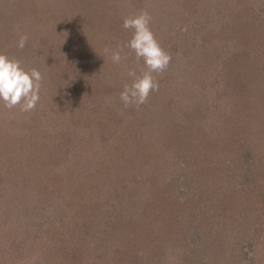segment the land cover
Segmentation results:
<instances>
[{
  "label": "rangeland",
  "instance_id": "374dc122",
  "mask_svg": "<svg viewBox=\"0 0 264 264\" xmlns=\"http://www.w3.org/2000/svg\"><path fill=\"white\" fill-rule=\"evenodd\" d=\"M142 10L172 60L153 73L159 91L125 108L129 69L146 68L123 21ZM0 53L44 77L34 110L0 101V264H187L194 227L163 207L193 211L199 185L228 183V164L240 182L232 134L253 144L250 180L264 187V0H0ZM236 118L253 126L226 131ZM251 204L250 226H228L241 251L226 264H264Z\"/></svg>",
  "mask_w": 264,
  "mask_h": 264
},
{
  "label": "trees",
  "instance_id": "16d2710c",
  "mask_svg": "<svg viewBox=\"0 0 264 264\" xmlns=\"http://www.w3.org/2000/svg\"><path fill=\"white\" fill-rule=\"evenodd\" d=\"M238 77H240V73ZM237 121L231 119L229 124H227L226 131L233 132L234 126L241 133L249 125L251 126V119H239ZM235 124V125H232ZM232 125V126H231ZM253 126V125H252ZM236 133V132H235ZM246 135L239 136L237 134H232V141L230 146H232V152L235 151L240 155L239 161L244 160L245 167L242 166L240 173L236 176L240 179V182L234 181V176L236 174H229L231 164L225 166L224 175L226 182H215L210 186L209 184L199 185L195 193V204L193 205V211L189 210L188 207L181 208L172 206L169 208L163 207L165 212L167 210L173 209L175 213L181 214L177 216L176 223L178 225H193V230L185 235L182 240V248H184V254H182V259L192 264H226L227 260H231L234 257H239V249H232L229 244V239L227 238V233L230 231L228 228L232 223L235 224L236 221L251 225L250 218L251 214L255 211L254 208L251 209V202L257 204L260 207L258 211L261 215L264 213V187L259 185L257 182L250 180V175H253L254 168L253 165L256 163L252 153L254 151L253 144H251ZM9 154L10 151H7ZM17 155L19 151L15 152ZM243 163V162H242ZM32 167L31 164L27 165ZM18 173V172H16ZM22 174V173H20ZM57 176V175H52ZM218 175V181L220 180ZM51 182H49L50 184ZM204 183V182H203ZM250 189L248 190V186ZM240 190H237V187ZM248 190L245 198L239 196ZM49 195L57 194L56 190L50 187L48 191ZM257 195V201L251 199V196ZM196 205V206H195ZM250 206V210L247 211L246 208ZM258 213V215H260ZM253 225V222H252ZM226 230H228L226 232ZM245 237L247 233H244ZM68 255V254H67ZM61 264H68L66 254L63 255Z\"/></svg>",
  "mask_w": 264,
  "mask_h": 264
},
{
  "label": "clouds",
  "instance_id": "9594fccd",
  "mask_svg": "<svg viewBox=\"0 0 264 264\" xmlns=\"http://www.w3.org/2000/svg\"><path fill=\"white\" fill-rule=\"evenodd\" d=\"M151 20L150 13L142 10L139 14L125 17L123 21V27L133 33L126 47L135 53L137 62L143 60L146 68L141 75H137L135 69H129L127 74L132 78V83L125 84L120 93V100L125 108L133 105L138 108L146 104L151 93L159 91L160 87L153 73L161 74L171 64L172 56L157 40L150 27ZM28 39L27 34H21L16 47L23 50ZM105 52H111L113 63L118 64L124 59L120 50L106 48ZM43 79V74L38 69L26 70L21 61L0 53V101L4 107L10 110L19 108L21 112L34 110L40 101Z\"/></svg>",
  "mask_w": 264,
  "mask_h": 264
}]
</instances>
